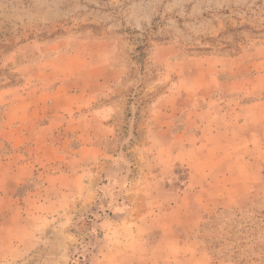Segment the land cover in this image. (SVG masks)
<instances>
[{
	"label": "rangeland",
	"instance_id": "obj_1",
	"mask_svg": "<svg viewBox=\"0 0 264 264\" xmlns=\"http://www.w3.org/2000/svg\"><path fill=\"white\" fill-rule=\"evenodd\" d=\"M217 76L243 82L191 90ZM79 89L77 125L65 91ZM259 99L263 112L264 0H0V264H264V125L222 144L203 179L170 158L181 189L162 202L163 164L139 146L191 141V107ZM101 106L115 129L87 128Z\"/></svg>",
	"mask_w": 264,
	"mask_h": 264
},
{
	"label": "crops",
	"instance_id": "obj_2",
	"mask_svg": "<svg viewBox=\"0 0 264 264\" xmlns=\"http://www.w3.org/2000/svg\"><path fill=\"white\" fill-rule=\"evenodd\" d=\"M257 77V80L259 82L261 76L257 75L255 78ZM203 79L205 80H202L201 82L192 80L191 90L225 88V86L234 88L239 87V83L243 82V80H226L217 76L210 78V82L212 85L209 87L207 79L205 77ZM61 85L62 84H60V86H56V88H53V90L39 89L38 92L34 93L35 97H38L46 92L48 98L60 97L64 95V92L60 89ZM65 92L68 96H71L72 98L75 97V100H71L70 104H75V106H78L75 109V116L73 118L70 117L67 120L71 121V119H73L78 123L77 125H79V122H82V117L78 118L82 113V109H80V106L84 103V98L86 99L90 97V94L86 93L83 89H79V91H75L74 93H69L67 91ZM260 103L261 102L259 99L256 100L255 104L252 103L250 107L249 105L220 107V103H218L217 107L210 106L212 108L208 107L205 109L191 107V132H187L188 135L189 133H191V141H145L144 143L139 141V146L141 147L150 142L149 144L155 147L156 158L163 164V169L160 171V173L158 172L157 175H155L156 177H159V182H157L158 187L150 189V192L162 194V198L160 201L162 202L168 200L164 195L177 193L181 189L179 186L177 187L173 185L171 181H169L171 178H176L175 172H173V170L171 171V169L168 168V165L166 164L170 162V158H172L173 160H179L180 162L187 161L190 167L191 165L194 167V171L191 169L189 170L188 178H193L195 176L196 178L203 179L205 176V163L213 160V158H211V155H214L217 161H221V158L217 157L220 155L222 144L227 141H234L233 145H238L241 141H246V145H249L250 141H253V136L257 137L260 135V127L264 125L262 123L264 110L262 112ZM66 104H68V102ZM13 111H15V108H13ZM34 111L39 112L42 110L36 107L33 112ZM128 112L131 111L129 110ZM86 114H89L91 116L90 118H85L87 124L89 120V125L87 126V128L91 127L92 124H103V126L107 128H116L111 119L116 116L117 110L112 106H101L92 110H87ZM157 114H159L161 118H164V116L167 115V111L160 109L158 110ZM99 117H101L102 119L98 120ZM92 118L97 121H92ZM160 124L164 126V120H161ZM188 130V128L185 129V131ZM83 133L85 134L86 132ZM94 138L98 139L99 135L95 132H91V134H86V138L84 137L81 140L79 139V141H96L94 140ZM82 147L84 149L86 147V144H84ZM90 149L96 151L97 146H90ZM190 181L191 179L189 180L188 188H190ZM143 204L150 206L151 201H146ZM176 204L177 203H175V205ZM167 224H171V226H173L174 221L167 220ZM160 244H162L164 248H167V251L171 256H174L175 248H177L178 251L180 245L179 242H174V237L172 236V234L170 235V232L168 233V231H165V233L163 234Z\"/></svg>",
	"mask_w": 264,
	"mask_h": 264
}]
</instances>
